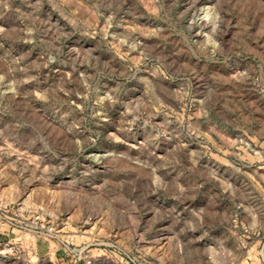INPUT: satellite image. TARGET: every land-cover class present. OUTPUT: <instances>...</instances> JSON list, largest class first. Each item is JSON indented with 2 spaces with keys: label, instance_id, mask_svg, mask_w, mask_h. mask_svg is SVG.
I'll return each instance as SVG.
<instances>
[{
  "label": "rangeland",
  "instance_id": "1",
  "mask_svg": "<svg viewBox=\"0 0 264 264\" xmlns=\"http://www.w3.org/2000/svg\"><path fill=\"white\" fill-rule=\"evenodd\" d=\"M0 264H264V0H0Z\"/></svg>",
  "mask_w": 264,
  "mask_h": 264
},
{
  "label": "bare ground",
  "instance_id": "2",
  "mask_svg": "<svg viewBox=\"0 0 264 264\" xmlns=\"http://www.w3.org/2000/svg\"><path fill=\"white\" fill-rule=\"evenodd\" d=\"M3 256V255H2Z\"/></svg>",
  "mask_w": 264,
  "mask_h": 264
}]
</instances>
